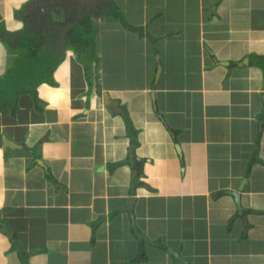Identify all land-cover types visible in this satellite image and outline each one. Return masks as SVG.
Returning <instances> with one entry per match:
<instances>
[{"label": "crops", "instance_id": "obj_1", "mask_svg": "<svg viewBox=\"0 0 264 264\" xmlns=\"http://www.w3.org/2000/svg\"><path fill=\"white\" fill-rule=\"evenodd\" d=\"M71 1L0 0V264H264V0Z\"/></svg>", "mask_w": 264, "mask_h": 264}, {"label": "trees", "instance_id": "obj_2", "mask_svg": "<svg viewBox=\"0 0 264 264\" xmlns=\"http://www.w3.org/2000/svg\"><path fill=\"white\" fill-rule=\"evenodd\" d=\"M103 14L105 16L109 17V18H114L115 17V18H120L121 20L124 19V16H123L122 12L120 11V9L118 8V6L115 3H112V2H111L110 6L108 8L107 7L104 8ZM84 22H87V20H84ZM123 23H125V22H123ZM86 45H88V41L87 40L85 41V45L84 46H86ZM81 48L82 49H87V48H85L83 46ZM80 53H82V52L80 51ZM80 57L84 60L83 64L88 69H89V65L90 64H92L94 66L97 64V62L95 60V57L92 60L91 59L86 60L87 58H85V56H80ZM142 162L143 161H141V160H133L132 161V166H133V168L136 171V175L137 174L140 175V176L144 175V173H143V171H144L143 170V163ZM137 184H138V186H142L144 184V182H143V180H138Z\"/></svg>", "mask_w": 264, "mask_h": 264}, {"label": "water", "instance_id": "obj_3", "mask_svg": "<svg viewBox=\"0 0 264 264\" xmlns=\"http://www.w3.org/2000/svg\"><path fill=\"white\" fill-rule=\"evenodd\" d=\"M236 193H237V192H233V194H235V196H236V198H237V194H236ZM133 201H135L134 198H133V200H131V202H133ZM131 206H132V205H130L129 209L131 208ZM129 209H128V210H129ZM130 210H131V209H130ZM131 212H132V211H131ZM132 215H133V213H132ZM132 219H133L132 226H133V229L135 230L136 235L139 237V239H140L141 241L147 239L146 236H145L144 234H142V233L137 229L136 221H135V217H134V215L132 216ZM174 255H175L176 258H177L180 262H182L183 264H190L188 261H185L181 256L177 255L176 253H174Z\"/></svg>", "mask_w": 264, "mask_h": 264}, {"label": "flooded vegetation", "instance_id": "obj_4", "mask_svg": "<svg viewBox=\"0 0 264 264\" xmlns=\"http://www.w3.org/2000/svg\"><path fill=\"white\" fill-rule=\"evenodd\" d=\"M56 1H59V2H61V3H64V4H66L67 6H71V7H70V10H71V11H74V10H75V9L72 8V3H73V2H72L71 0H56ZM91 4L94 5V8H91V7H90ZM98 5H99V4H98ZM85 6H86V9H88V10H94V9H95V4H94V2H92L91 0L85 2Z\"/></svg>", "mask_w": 264, "mask_h": 264}]
</instances>
